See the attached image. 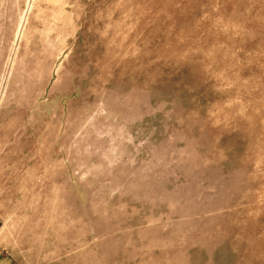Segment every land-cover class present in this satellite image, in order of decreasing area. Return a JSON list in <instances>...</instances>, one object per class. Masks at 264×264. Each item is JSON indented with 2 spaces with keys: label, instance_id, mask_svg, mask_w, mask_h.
<instances>
[{
  "label": "rangeland",
  "instance_id": "374dc122",
  "mask_svg": "<svg viewBox=\"0 0 264 264\" xmlns=\"http://www.w3.org/2000/svg\"><path fill=\"white\" fill-rule=\"evenodd\" d=\"M0 264H264V0H0Z\"/></svg>",
  "mask_w": 264,
  "mask_h": 264
}]
</instances>
